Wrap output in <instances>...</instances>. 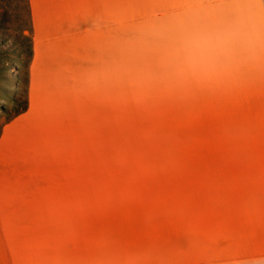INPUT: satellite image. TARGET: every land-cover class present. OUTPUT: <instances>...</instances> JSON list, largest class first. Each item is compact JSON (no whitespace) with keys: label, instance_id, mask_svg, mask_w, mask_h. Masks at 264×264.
Segmentation results:
<instances>
[{"label":"crops","instance_id":"0c3cea01","mask_svg":"<svg viewBox=\"0 0 264 264\" xmlns=\"http://www.w3.org/2000/svg\"><path fill=\"white\" fill-rule=\"evenodd\" d=\"M28 2L29 106L0 135V264H264V0H180L186 81L227 117L218 146L236 159H202L201 205L164 197V216L122 236L114 221L83 228L98 174L60 160L82 159L108 114L115 0Z\"/></svg>","mask_w":264,"mask_h":264},{"label":"rangeland","instance_id":"374dc122","mask_svg":"<svg viewBox=\"0 0 264 264\" xmlns=\"http://www.w3.org/2000/svg\"><path fill=\"white\" fill-rule=\"evenodd\" d=\"M131 1L115 0L108 114L98 117L91 145L85 147L83 142L82 159H60L66 171L98 174L94 195L82 197L83 207L87 206L81 217L83 228L90 219L99 231L102 221H114V235L120 236L137 231L138 220L152 222L164 216L156 209L158 203L169 204L164 197L201 205V160L236 159L231 145L222 140L218 146L217 129L225 126L227 117L210 114L214 105L193 99L200 85L186 81L185 10L180 0H173L174 19L170 9L158 11L152 6L133 14ZM28 38L33 41L28 0H0V42L12 50ZM13 71L14 75L18 69ZM4 104L8 111L0 109V132L14 113L10 100ZM170 177L176 178L177 192L167 190ZM186 182L191 185L188 190ZM131 220L137 226L122 224Z\"/></svg>","mask_w":264,"mask_h":264},{"label":"trees","instance_id":"16d2710c","mask_svg":"<svg viewBox=\"0 0 264 264\" xmlns=\"http://www.w3.org/2000/svg\"><path fill=\"white\" fill-rule=\"evenodd\" d=\"M131 2L135 3L131 11L133 14H136V12L138 14L139 11L143 12L151 6L158 11L170 9L171 6V0H133ZM4 42V40L0 42V109L8 111L4 100L8 99L12 102L14 113L7 118V121H10L25 112L29 106V63L33 54V44L31 38H28L27 42H22L19 46L10 50ZM25 54L28 55L26 60ZM16 60L19 61L20 65L17 64ZM15 67L18 71L13 75ZM9 73H12V75H9ZM11 79H14L13 85L10 84Z\"/></svg>","mask_w":264,"mask_h":264}]
</instances>
